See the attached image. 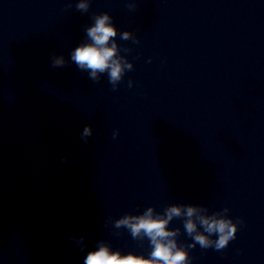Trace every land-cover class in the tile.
Returning <instances> with one entry per match:
<instances>
[{
	"label": "clouds",
	"instance_id": "1",
	"mask_svg": "<svg viewBox=\"0 0 264 264\" xmlns=\"http://www.w3.org/2000/svg\"><path fill=\"white\" fill-rule=\"evenodd\" d=\"M71 7V5H68ZM90 0H78L76 9L87 12ZM129 10L135 9V3L128 4ZM112 17L107 13H101L93 17L91 26L85 29L87 42L79 44L71 53L70 59L81 71L89 73V78L99 82L101 75L107 73L113 90L123 79L126 71L133 68L125 56L120 55V47L116 41L118 29L112 22ZM122 40H133L138 43L129 31L119 33ZM125 52L129 49H124ZM66 60L63 55L52 57V66L63 67ZM132 82L129 81V87ZM93 129L86 125L80 133L85 141L92 136ZM118 132L113 133V138ZM66 159V158H65ZM229 209L208 214V209L201 205L172 204L167 206L163 213H159L154 207H147L142 214H125L114 221L116 229L126 228L133 239L149 241L151 252L148 257L132 252L123 254L120 250H113L111 246L100 240L94 249L89 250L84 257L83 264H190L187 249L194 248L197 244L203 248H214L219 251L227 247L229 242L236 237L238 224L233 222L226 214ZM174 218L183 219V227L186 234L192 238V243L187 246L178 244L177 237L180 229L169 228ZM202 229V231H201ZM216 236V239H212ZM83 249L84 236H71Z\"/></svg>",
	"mask_w": 264,
	"mask_h": 264
}]
</instances>
